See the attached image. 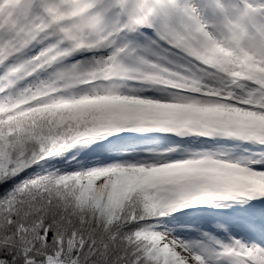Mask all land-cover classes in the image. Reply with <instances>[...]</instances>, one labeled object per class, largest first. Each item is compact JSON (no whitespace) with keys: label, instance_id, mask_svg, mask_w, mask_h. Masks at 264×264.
I'll return each mask as SVG.
<instances>
[{"label":"snow or ice","instance_id":"1","mask_svg":"<svg viewBox=\"0 0 264 264\" xmlns=\"http://www.w3.org/2000/svg\"><path fill=\"white\" fill-rule=\"evenodd\" d=\"M0 264H264V0H0Z\"/></svg>","mask_w":264,"mask_h":264}]
</instances>
